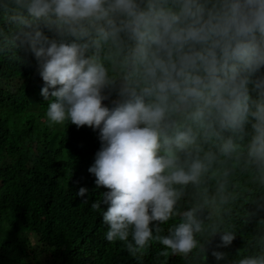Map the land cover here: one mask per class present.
Instances as JSON below:
<instances>
[{
    "label": "clouds",
    "instance_id": "clouds-1",
    "mask_svg": "<svg viewBox=\"0 0 264 264\" xmlns=\"http://www.w3.org/2000/svg\"><path fill=\"white\" fill-rule=\"evenodd\" d=\"M0 13V54L28 43L49 124L99 133L88 172L107 191L91 208L107 205L109 243L204 264L215 237L235 239L238 201L264 210V0H0ZM243 253L231 264H264V224Z\"/></svg>",
    "mask_w": 264,
    "mask_h": 264
},
{
    "label": "trees",
    "instance_id": "trees-1",
    "mask_svg": "<svg viewBox=\"0 0 264 264\" xmlns=\"http://www.w3.org/2000/svg\"><path fill=\"white\" fill-rule=\"evenodd\" d=\"M7 27L0 13V29ZM40 27L52 38V32ZM14 52L15 58L0 54V233H5L0 238V264L38 263L41 253L52 264H200L191 257L159 256L164 249L155 241L143 257H133L122 242L106 240L102 212L107 205L101 203V211H93L91 204L107 189L97 188L88 172L100 147L99 133L68 122L50 125L45 115L49 101L40 95L43 81L34 54L27 42ZM106 93L107 107L112 108L117 94ZM80 187L88 189L84 197L77 196ZM255 200L238 201L235 239L227 247H216L220 240L215 237L204 264H231L242 258L249 239L264 224V210ZM178 222L175 217L160 224V234L168 235V228ZM151 226L155 235L156 222ZM213 250L226 258L217 261Z\"/></svg>",
    "mask_w": 264,
    "mask_h": 264
},
{
    "label": "rangeland",
    "instance_id": "rangeland-1",
    "mask_svg": "<svg viewBox=\"0 0 264 264\" xmlns=\"http://www.w3.org/2000/svg\"><path fill=\"white\" fill-rule=\"evenodd\" d=\"M107 95V93H105ZM108 102H109V98L104 100L102 103L107 106L108 105ZM5 228V227H4ZM4 234L5 233H0V238L3 237L4 238ZM30 239L32 240V242L34 243V239L32 238V235H29ZM2 238V239H3ZM1 239V240H2ZM37 260H38V263H35L34 261L31 262V264H52V259L49 258L47 256L46 253H41L39 254V256L37 257Z\"/></svg>",
    "mask_w": 264,
    "mask_h": 264
}]
</instances>
